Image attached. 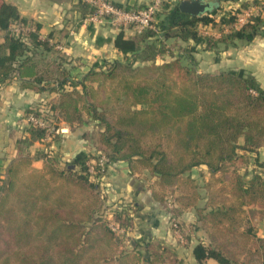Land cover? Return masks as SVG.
Returning a JSON list of instances; mask_svg holds the SVG:
<instances>
[{
    "label": "trees",
    "instance_id": "1",
    "mask_svg": "<svg viewBox=\"0 0 264 264\" xmlns=\"http://www.w3.org/2000/svg\"><path fill=\"white\" fill-rule=\"evenodd\" d=\"M167 1L172 0H165L158 11L157 17L164 16L157 27L131 37L121 28L114 37L124 59L106 60L81 77L58 63L56 76L37 74L34 86L59 92L57 100L40 102L50 104L71 129L93 122L97 128L84 136L97 153L107 156L106 166L128 161L132 171L149 169L158 175L159 185L176 186L181 207L172 208L173 215L182 207L197 208L209 240L194 246L199 261L213 257L219 264H264V236L254 225L257 215L264 214V160L257 159L256 171L246 179L250 154L264 146V88L244 68L201 71L195 57L184 62L167 42L171 37L191 38L218 51L238 40L249 42L264 35V0L245 1L219 18L182 12L178 4L163 9ZM85 4L88 15L93 7ZM252 5H259V11L234 27L237 14ZM218 7L216 3L215 10ZM13 24L33 28L16 30ZM199 24L218 26L221 33H202ZM39 27L22 18L16 5L0 0V28L8 29L0 45V84L17 74L37 73L36 47L29 42L55 45L40 37ZM167 52L175 57L159 62L158 56ZM119 79L123 85L115 98L101 95V84ZM30 111L40 114L36 106ZM29 129L32 135L24 141L43 139L47 133L53 139L59 136L35 124ZM43 157L45 164L38 168L33 156L20 154L0 183V264H184L165 239L141 242L130 234L135 203L134 211L120 200L108 203L99 154L81 150L64 162L50 151ZM91 158L96 160L94 172ZM201 164L210 172L204 185L191 175ZM112 221L125 232L112 228Z\"/></svg>",
    "mask_w": 264,
    "mask_h": 264
},
{
    "label": "crops",
    "instance_id": "2",
    "mask_svg": "<svg viewBox=\"0 0 264 264\" xmlns=\"http://www.w3.org/2000/svg\"><path fill=\"white\" fill-rule=\"evenodd\" d=\"M17 6L20 16L38 23L39 34L43 39L49 38L55 44L49 48L37 46L35 67L36 74L19 76L0 84V183L7 178V168L10 162L20 154L33 156V165L42 168L45 164L44 151L56 153L64 162L71 160L81 150H94V145L87 140L84 133L90 130L93 122H86L71 129L67 134H59L58 138L45 136L43 139L24 141L32 135L25 115L31 107L43 99L57 100V91H38L33 80L37 74L52 77L58 74L57 66L81 77L90 68L100 65L106 60L124 59V53L119 50L114 37L121 30L109 23L97 24L87 20V5L85 0H6ZM126 6H141L150 0H113ZM228 5L212 8V13L220 15L233 7H239V0H228ZM222 10V11H221ZM210 13V14H212ZM214 15V14H212ZM164 14L158 16V22ZM217 18V19H218ZM17 24H13L15 27ZM217 27V26H215ZM220 29V28H219ZM125 36L131 37L139 31L133 26L123 28ZM205 32L219 35L221 30L213 28L212 24L204 25ZM201 31V30H200ZM8 29L0 28V45L5 41ZM172 44L173 54L180 55L187 61L190 56L196 58L201 71L216 72L229 68H244L247 73L256 76L264 88V35H257L251 41L238 40L235 45L216 50L207 47L205 43L196 44L193 39L183 40L171 37L167 40ZM62 47H58V45ZM51 45V44H50ZM194 48V49H192ZM173 56L167 52L158 56V61L170 60ZM63 57V59H59ZM243 142V138L240 140ZM94 148V149H93ZM246 179L256 171L257 159L264 160V146L257 152H252ZM245 170V168H243ZM191 175L200 185H204L210 177L206 164L195 166ZM159 177L149 169L132 171L128 161L110 162L104 174L102 186L110 192L108 203L124 200L135 203V227L130 232L135 240L165 239L176 248L184 264H219L218 260L209 257L198 260L194 254V246L200 241L208 242V235L198 220V210L194 206L182 207L174 213L180 223V229L186 239L178 238V233L171 227V209L181 207L176 196L179 191L176 186L163 187L157 183ZM203 180V182H201ZM204 193L205 188L201 187ZM162 197V198H160ZM164 197V199H163ZM256 232L264 236V214L254 219Z\"/></svg>",
    "mask_w": 264,
    "mask_h": 264
},
{
    "label": "built area",
    "instance_id": "3",
    "mask_svg": "<svg viewBox=\"0 0 264 264\" xmlns=\"http://www.w3.org/2000/svg\"><path fill=\"white\" fill-rule=\"evenodd\" d=\"M90 3L93 7V11H91L87 15V20L97 23H109L119 29L133 26L138 31H142L148 27H157V13L161 9L165 0H150L145 5L141 6H126V5H118L113 0H85ZM259 5H252L250 7L242 9L237 14V19L234 22V27H240L247 21H249L250 17L259 11ZM230 26L225 27V31H228ZM21 28L32 29V25H21L17 24L15 26L16 30H20ZM58 47H62V45H58ZM40 114H37L36 111L27 112L25 115V119L28 123V126L31 124H35L38 126H42L47 128L49 131H55L59 134H67L71 131V125L61 116H56L53 110L50 109V104L42 103L36 105ZM49 114V115H48ZM45 115L50 117V120L45 118ZM46 136H51L50 133H47ZM99 154V163L103 166V169H107L105 165L108 161L107 156L104 153ZM95 158H91L88 160L90 165V171H95ZM122 201V200H121ZM120 201V202H121ZM170 224L173 229L178 233V238L181 242H184L186 237L184 233L180 229V223L176 219V216L171 214ZM112 228L116 229L119 233L125 232V227H120L119 224L115 221L111 222Z\"/></svg>",
    "mask_w": 264,
    "mask_h": 264
},
{
    "label": "rangeland",
    "instance_id": "4",
    "mask_svg": "<svg viewBox=\"0 0 264 264\" xmlns=\"http://www.w3.org/2000/svg\"><path fill=\"white\" fill-rule=\"evenodd\" d=\"M178 1L179 0H172L170 2L169 1L165 2L164 6H163V9L164 8L165 9H167V8L169 9L172 6H175L176 4H178ZM210 1L214 2L213 5H215L216 3H218V5H228L229 4V2H227L228 0H210ZM245 1H248V0H239V4L238 5H242ZM163 9H162V11H163ZM212 11H213L212 9L208 10V11L206 10L203 15L212 13ZM212 14L215 15V12H213ZM198 27H199V29L201 30L202 33L209 34V33L205 32L204 24H199ZM213 28L214 29L216 28L217 30H221V29H219L218 26L217 27L213 26ZM217 53H219V51ZM183 61L187 62V60L185 58H184ZM122 85H123V81L120 80V79L119 80H115V81H106V82H104L103 84L100 85V93H101L102 96H108V97L110 96L111 98H115V96H116L115 94L122 88ZM95 128H97V127L93 124L92 127H91V131L94 130ZM90 142L92 143V141H90ZM89 152L92 153V154H97V151L95 149L94 150H89ZM201 182H203V180ZM121 202L127 203L129 205H132L131 211H134L133 201L126 202V201L122 200Z\"/></svg>",
    "mask_w": 264,
    "mask_h": 264
},
{
    "label": "water",
    "instance_id": "5",
    "mask_svg": "<svg viewBox=\"0 0 264 264\" xmlns=\"http://www.w3.org/2000/svg\"><path fill=\"white\" fill-rule=\"evenodd\" d=\"M210 0H179L178 7L182 12L189 13L191 15L201 16L212 5ZM69 167L75 168V164H70Z\"/></svg>",
    "mask_w": 264,
    "mask_h": 264
},
{
    "label": "flooded vegetation",
    "instance_id": "6",
    "mask_svg": "<svg viewBox=\"0 0 264 264\" xmlns=\"http://www.w3.org/2000/svg\"><path fill=\"white\" fill-rule=\"evenodd\" d=\"M211 5H212V6H211L210 8H208L207 11H208V10H211L212 8L215 7V5H213V3H212Z\"/></svg>",
    "mask_w": 264,
    "mask_h": 264
}]
</instances>
